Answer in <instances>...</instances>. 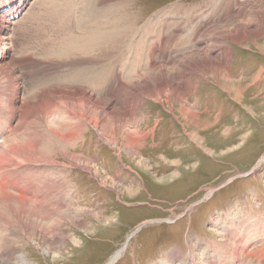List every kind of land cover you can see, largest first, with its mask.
Here are the masks:
<instances>
[{
    "label": "rangeland",
    "instance_id": "obj_1",
    "mask_svg": "<svg viewBox=\"0 0 264 264\" xmlns=\"http://www.w3.org/2000/svg\"><path fill=\"white\" fill-rule=\"evenodd\" d=\"M48 1L58 2L61 6ZM237 1L246 3L247 0ZM36 2L29 0L20 7L18 19L27 15L21 23L24 28L18 29L14 23L16 20L9 25L8 33L14 35L13 44L17 47L24 44L36 50L51 49V46L66 50L74 40L66 46L57 42L65 38L67 41L75 31L80 33L97 27V30L108 29L117 17L124 21L118 34L120 39L127 36L129 25L133 28V46L119 42L123 46L120 47L108 37L82 57L75 51L71 55H62L63 58L58 57L64 65L61 68L58 64L55 74L58 76L61 69L63 74H69V81L59 80L55 84L63 89L74 84V78H81L78 84L97 96L115 73H120V78L129 75L130 81L135 80L138 76L131 70L137 67L139 74L148 71L145 49L154 42L156 46L151 50L155 63L167 64L165 68L172 72L169 77L172 80H181L177 73L180 63L173 61L175 55L181 60L188 55L196 58L199 68L189 69L190 85L183 99L169 95L170 91L161 96L169 106L172 104L170 110L161 108L158 99L156 104L146 99L139 107L137 117L127 122V129L134 131L139 125L145 132V137L138 141L143 147H136V150L141 149L140 154L120 157L107 144L97 147V137L89 131L90 135L85 133L87 141L80 143L76 150L82 158L76 160L82 165L85 164L83 158L91 157L89 164L93 163L94 171L97 168L95 174L81 167L71 168L69 174L66 167L64 174L60 165H49V170L41 172V164H36L39 169L32 172L35 179L45 180L41 174L49 172V185L55 183V186L65 189L61 192L57 189L58 193L54 190L56 194L53 193L50 199V206L60 209L51 212L42 209L38 214L47 218L36 219L26 232L21 230L20 224L14 226L18 232L13 231L9 241L15 248V254L21 258L16 259V264H232L234 261L235 264H264V251H259L264 248V235L260 237L257 231L251 230L257 220L254 213L264 216V32L257 41L247 38L229 42L231 57L226 75L217 76L212 73L209 61L204 64L203 60L197 59L195 52L202 51L204 42L198 44L193 36L181 33L182 40L177 43L175 39L172 45L167 36H158L159 27L155 35L148 33L145 44L136 35L142 25L158 16L168 34L175 29L176 32L183 30L185 22L193 20L199 24L201 20L209 22L210 17L218 20L230 6L234 10H242L243 6H236L235 0H223L217 9L210 0ZM173 7L180 8V12L171 11ZM28 8L41 12L32 13ZM119 8L123 11L117 15ZM2 10L7 9L0 8V17ZM242 12V20L249 23L250 28L258 22L250 10ZM67 13L73 17L70 23L65 21ZM43 15L46 18H42ZM129 20H132L131 24L126 23ZM92 22H95L94 26L90 24ZM0 29H5L4 24ZM204 38L212 43L206 34ZM6 51L5 58L0 56V61L14 58V53ZM32 54L31 59L34 57ZM82 59L85 62L78 65ZM32 65L36 67H30ZM206 65L210 66L207 68ZM40 66L34 60L20 68L33 71ZM16 74L21 77L18 72ZM27 76H23L24 79L27 80ZM34 78L33 82L37 77ZM36 86V83H25L22 96L30 93L31 89L33 92ZM184 106H189L193 114H188ZM0 123L8 125L5 118L0 119ZM12 123L15 124L14 121ZM121 142H124L122 138L119 144ZM69 158L60 155L56 159L69 165ZM62 179L65 183H61ZM57 194H63V198ZM7 207L11 205L0 201V219ZM0 223L1 230L5 224L2 220ZM252 250L254 254L250 255Z\"/></svg>",
    "mask_w": 264,
    "mask_h": 264
},
{
    "label": "bare ground",
    "instance_id": "obj_2",
    "mask_svg": "<svg viewBox=\"0 0 264 264\" xmlns=\"http://www.w3.org/2000/svg\"><path fill=\"white\" fill-rule=\"evenodd\" d=\"M10 1L11 5L6 7V11L2 10V15L0 17L1 20H3V22L0 23V28H2L3 24L5 27L4 30L0 29V46L2 45L0 49V56L2 58H5V49H7V53H14V58L11 57L12 59H9L7 56L8 59H3L0 61V119L5 118V122L8 123V125H3L2 123H0L2 124V126H0V129L4 128V131L0 132V201L7 206L11 205V207L6 208L5 213L1 216L0 219L5 224V226L0 230V264H16L19 259L21 260L20 256L15 254V248H13V245L9 241V236L13 231H16L13 229L16 224H20L22 226L20 227L22 231L29 230L30 225H34V223H36V219L39 220L40 218H47V216H40L38 214V212H40L42 209L47 212H51V210L53 209H55L56 211L57 209H60L59 207L52 208V206H50V199H52L53 193H58V190H60L61 192L64 187L60 185L55 186V183L49 185V172H47L45 175L41 174V177L43 176L45 180L40 181L39 179H35L32 172L35 169H39L38 167H36L37 163L41 164V166L38 165L41 172L49 170V165H60L62 167L61 170L64 172V174H66V167L69 168V171L67 170V174H69L71 168L74 167H81L90 174H95L97 168H95L94 171L95 166H92L93 163L89 164L91 162V157L83 158L85 164L82 165L76 160H80L82 158L80 154L76 153V150L80 143H85V141H87L85 133H88L89 131L93 132L94 136L97 137L95 142V146L97 147L101 144H107L111 146L112 149H115L118 152V155L120 154V157H123V155L125 157L126 155L128 157H131L132 153H134L135 155L140 154L141 149L136 150V147H143V145H141V143H139L138 141L140 139L142 140L145 137V132L140 129L139 125V128H135L134 131L127 129V122L132 121L137 117L138 109L141 106L142 102L144 103L146 99L151 100L153 104H156L158 99L159 104L162 106L161 108L164 107V110L169 108L170 110L172 104L171 106H169L168 101L162 99L161 96H163L166 91H170L169 95L173 94L177 98L183 99L190 85L189 69L194 66L196 68H199L197 67L199 63L196 58L190 57V55H188V58H186L185 60H181V58H179L178 56L176 57L175 55V57H173V61H178L177 63H180L179 66H177V73L179 74L181 80L180 82L172 80L171 78H169L173 75L171 74L172 72L170 73L169 70L165 68L167 64L155 63L151 50V48L156 46V42H154L152 44H149L147 47L145 46L148 71L139 74L137 67H134L131 70L136 74V76H138L135 80L130 81L129 75H124L122 78H120V73H115L111 76V78L108 79V81L106 80V83L103 82L105 83V85L102 88V92L97 94V96H95L96 93L93 94L92 92H90V89L88 90L87 87L78 84L81 81V78H74L75 83L68 86L66 89H63L64 87L62 88L60 85L57 86L55 84L59 80H63L65 83L69 81V74H63L61 72L62 69H59L60 73L58 76L55 74L58 69V64L61 68H63L64 65V63L59 60L58 57L61 56V58H63L62 55H71L74 51L78 56L82 57L83 54H86L85 52L93 51L98 43L105 42L108 37H110L114 41V43L125 42L126 45L128 44L133 46L134 40L132 38V26L129 25L128 29H126L128 30L127 36L123 39H120L121 37L119 38L118 34L120 33V26L124 21L116 16L117 18H113L114 21L111 23L108 29L97 30L98 27H95L96 29L92 28L91 30H86L85 32L79 33L78 31H75L74 34H72V37H68L69 39H67V41L65 38L62 41L60 40L61 42H57L58 44H60V46L61 43L66 46L68 45V43H71V40H74V42L71 43V47L66 50L54 49L52 46L51 49L36 50L35 47H26L24 46V44H18L17 47L13 44L14 35L12 36L10 34L11 32L8 33V28L10 23L14 22L15 20L16 21L14 23L17 24V28H24L21 23L25 21L27 15H24L22 17L20 16V18L18 19L20 13H18V11L20 10V7L24 2L26 3L29 0ZM74 1L75 3L78 2V0ZM221 1L223 0H210L212 6L216 9L217 6H222ZM34 2H36V0H34ZM48 2L61 6L58 2ZM243 2H238L237 0H235L236 6H243L242 10H234L233 6H230L229 11L226 13H222L220 19H218V17L216 16L218 20L210 17L209 22L201 20L199 24H195L192 20L191 23L185 22L182 27L183 30H181L180 32H176V29L173 32V30L171 29L172 31H169L168 34L165 33L164 27L161 26L163 22L160 19L161 17L158 16L155 20L152 19L151 22L142 25L136 35L139 37L138 39L142 41L143 44H145L148 38V33L153 32L155 35L157 33L155 30L159 27L158 36H167L169 42L172 45L175 39H177V43L182 40V34H187L188 37L193 36V40H195V42H197L198 44L204 42V45H202V51L195 52L197 59L203 60L204 64H207L209 61L210 65L212 66L211 71H213L212 73H215L216 76L221 74L226 75V69L228 68L229 64L228 59L231 57V48L228 46V43L245 40L247 38H251L253 40L255 39L257 41V39L260 38L259 36L262 35V32H264V0H258L257 2L254 0H247L246 3ZM25 3L23 5H25ZM67 3L69 2L67 1ZM13 5H15L14 8L10 10V7H12ZM40 6H42V4ZM33 9L34 8L30 9L33 11L32 13L36 11L35 9ZM244 9L250 10V12H252V16H256V20L258 21L256 24H253V27L251 28L249 27V23L246 24L242 20L241 16ZM85 10L87 11V9ZM121 10L123 11L122 8H119L117 10V15H119L118 13L121 14ZM170 10L176 11L177 13L180 12V8L173 7ZM39 11L41 12V10H38L36 12L38 13ZM33 17L32 19H34ZM42 18L46 17L43 15ZM187 18H190V16L187 15ZM72 19V15L70 13H67L65 21L67 23H70ZM131 21L132 20H129L126 23L131 24ZM28 23H32V21H28ZM90 24H93L94 26L95 22H92ZM32 26L33 25H30V27ZM86 29H88V27H86ZM123 32L125 31L122 30V33ZM79 34L81 35V37H79ZM205 34L208 40L212 42L211 44L206 42V38H204ZM7 35L9 37H7ZM75 36H78V39H75ZM111 41L109 43H111ZM38 46L42 48L45 47L42 45ZM121 46L122 45H120V47ZM215 50H217V52ZM30 53H33V59L37 63L41 64L39 69L33 70L39 76V78L34 81L37 84L35 90L32 92L31 89L30 93L22 96L23 86L25 88V83L27 85V80L24 79L23 76L32 74L30 72L32 70H24L20 67L25 63L29 64L30 62H34V60L31 59L32 57H30ZM84 62L85 59H82L78 63V65H81ZM209 66L206 65L207 68ZM16 72L21 74L20 78L18 77ZM55 75L57 76L56 78ZM105 77L107 76L105 75ZM121 80L123 81L122 83ZM181 90H183L184 93H181ZM188 107H185V110L187 111V113H192L191 111L193 110L189 109ZM13 121L15 122V124L12 123ZM155 122L158 123V121ZM7 128L8 130H6ZM11 129L12 131H10ZM7 131H10L9 134L3 137V135ZM117 133H120V135L118 134V138L116 136ZM121 138L124 142H121V144H119ZM49 146L51 148H49ZM122 150H125L126 152L121 153ZM60 155L64 157H70V164L68 165L64 161L58 162L56 158H58V156ZM61 183H65L63 179ZM37 184L41 186H37ZM54 190H56V192ZM70 192L68 191V193ZM57 195H60V197H62L63 194ZM254 215L256 216L257 220L254 224H252L253 229L251 230L255 232L257 231L259 236L261 237L264 235V232L262 230V228L264 229V216L256 215L255 213ZM30 230H32V228ZM1 247H4V250H2ZM259 251L263 252L264 248L260 249ZM118 252L120 254L121 250H119ZM249 254L253 255V250L249 252ZM234 257L235 254H233V259ZM251 257L252 256H250V258ZM251 261L252 259L249 260V263H251ZM232 264H235V261Z\"/></svg>",
    "mask_w": 264,
    "mask_h": 264
}]
</instances>
